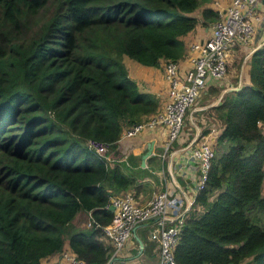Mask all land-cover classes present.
<instances>
[{
  "label": "trees",
  "instance_id": "trees-1",
  "mask_svg": "<svg viewBox=\"0 0 264 264\" xmlns=\"http://www.w3.org/2000/svg\"><path fill=\"white\" fill-rule=\"evenodd\" d=\"M201 1L0 0V264H37L65 243L87 264L107 263L110 197L140 191L150 171L135 155L110 163L86 141L115 154L124 129L158 110L123 55L151 66L179 60ZM249 57L250 83L215 107L221 147L174 247L176 264L249 256L264 264V224L250 218L264 213V42ZM81 210L99 225L75 223Z\"/></svg>",
  "mask_w": 264,
  "mask_h": 264
},
{
  "label": "built area",
  "instance_id": "built-area-1",
  "mask_svg": "<svg viewBox=\"0 0 264 264\" xmlns=\"http://www.w3.org/2000/svg\"><path fill=\"white\" fill-rule=\"evenodd\" d=\"M264 0H230L221 11L218 19L211 23L210 33L204 40H193L186 50L190 65L179 69V60L165 61L163 77L166 81V101L148 118L124 129L123 135L132 136L146 125L163 124L167 128V137L163 144L161 157L165 158L182 133L184 116L204 89L209 76L221 79L227 73V54L237 40H248L254 30L257 4ZM264 129V124H262ZM88 145L108 162L110 145L102 140L88 138ZM190 158L198 163L199 178L195 193L186 190L159 189L145 203L135 199L133 190H125L111 195L108 205H113L110 222L102 226V239L112 247L110 257L118 258L129 243L135 228L149 223V238L158 245V259L149 264H176L174 247L177 244L185 220L191 211L199 210L196 203L197 193L204 188L211 159L215 150L212 143L203 139L190 145L187 150ZM91 215V213H90ZM89 226L99 223L89 217ZM62 257L68 264H87L72 250H64Z\"/></svg>",
  "mask_w": 264,
  "mask_h": 264
},
{
  "label": "crops",
  "instance_id": "crops-1",
  "mask_svg": "<svg viewBox=\"0 0 264 264\" xmlns=\"http://www.w3.org/2000/svg\"><path fill=\"white\" fill-rule=\"evenodd\" d=\"M230 0H205L201 1L197 8L198 27L189 34L187 44L193 40L204 38L210 31L212 21H205L202 16L204 9H212L219 14ZM254 30L248 40H237L230 47L227 56V73L221 79L208 77L204 89L192 104L189 110L187 126L176 140H174L165 158L161 157L163 144L167 137V128L163 124L146 125L138 133L132 136L121 134L114 148V153L109 154L111 158L123 155L124 157L135 155L140 157L147 150L149 142L153 143L151 153L146 157L144 166L150 171L149 176H145L141 183L140 191L134 190L135 199L139 203L147 202L152 194L159 189L186 190L193 195L195 186L199 178L198 163L193 161L187 150L190 145L196 144L203 139L209 140L214 150L221 147L218 137L223 129V122L217 115L215 107L222 100L231 95L230 87L245 85L250 83L249 67L250 53L264 42V2L260 1L255 10ZM125 65L130 77L135 79L142 90L155 93L159 98V108L166 101V81L163 77L164 59H161L159 66L151 69L149 65H144L130 56L125 59ZM131 62H137L140 77L135 72H131ZM190 65L188 57L183 55L179 58V69L184 71ZM191 105V106H192ZM190 106V107H191ZM111 163V162H110ZM195 211V210H194ZM193 211H191L192 213ZM90 212L81 210L75 217V223L82 226L80 221L84 218V225L90 217ZM142 231V234H141ZM149 223L138 225L129 243L122 253L113 263L126 262L129 264H149L158 259L157 242L149 238ZM138 239L143 241L142 250ZM64 250H71L68 243H65L62 250L43 257L37 264H68L62 257ZM125 255V256H124ZM237 264H251V257L242 259Z\"/></svg>",
  "mask_w": 264,
  "mask_h": 264
},
{
  "label": "rangeland",
  "instance_id": "rangeland-1",
  "mask_svg": "<svg viewBox=\"0 0 264 264\" xmlns=\"http://www.w3.org/2000/svg\"><path fill=\"white\" fill-rule=\"evenodd\" d=\"M230 50V49H229ZM229 53V52H228ZM228 56V54H227ZM129 56L127 54H124L123 55V62L126 63L125 59H127ZM128 63V62H127ZM126 63V64H127ZM131 72H135L137 77H140V72L138 70V65H137V62H131ZM151 66V65H149ZM151 69H154V66H151L150 67ZM198 98V97H197ZM194 105H192L191 107H189L185 113V116H184V123H183V127H182V131L184 129V126H187V122H188V119H189V115H188V112L189 110H191V108L193 107ZM180 137V136H179ZM114 147V146H113ZM156 192V191H155ZM262 192L264 193V184L262 186ZM250 218L252 221L254 222H257L259 224H264V213H262L261 211H254L250 214ZM80 223L82 224V227H85L84 223H85V219L83 218ZM87 226H89V224L87 223L86 224ZM141 234H142V231H141ZM125 256V255H124ZM130 261V259L128 258V260L126 262H118V264H129L128 262ZM114 264V263H113Z\"/></svg>",
  "mask_w": 264,
  "mask_h": 264
},
{
  "label": "water",
  "instance_id": "water-1",
  "mask_svg": "<svg viewBox=\"0 0 264 264\" xmlns=\"http://www.w3.org/2000/svg\"><path fill=\"white\" fill-rule=\"evenodd\" d=\"M239 87H240V85H236V86L230 87V89H238ZM152 147H153V143H152V142H149V143H148V146H147V150H146V151L142 154V156H141V162H140V165H141V166H144V164H145V159H146V157L151 153ZM113 208H114L113 205L110 204V205H109V209H110V210H113ZM138 241H139L140 249L142 250L143 241H142L141 239H138ZM115 259H116V258H114V257H110V258L108 259V261H107L106 264H113V261H114Z\"/></svg>",
  "mask_w": 264,
  "mask_h": 264
},
{
  "label": "clouds",
  "instance_id": "clouds-1",
  "mask_svg": "<svg viewBox=\"0 0 264 264\" xmlns=\"http://www.w3.org/2000/svg\"><path fill=\"white\" fill-rule=\"evenodd\" d=\"M132 190V189H131Z\"/></svg>",
  "mask_w": 264,
  "mask_h": 264
}]
</instances>
